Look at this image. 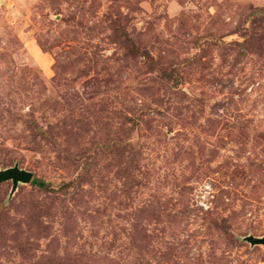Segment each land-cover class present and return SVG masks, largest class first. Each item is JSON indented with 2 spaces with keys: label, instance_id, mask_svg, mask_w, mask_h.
<instances>
[{
  "label": "rangeland",
  "instance_id": "rangeland-1",
  "mask_svg": "<svg viewBox=\"0 0 264 264\" xmlns=\"http://www.w3.org/2000/svg\"><path fill=\"white\" fill-rule=\"evenodd\" d=\"M2 1L0 264H264V0Z\"/></svg>",
  "mask_w": 264,
  "mask_h": 264
},
{
  "label": "water",
  "instance_id": "water-1",
  "mask_svg": "<svg viewBox=\"0 0 264 264\" xmlns=\"http://www.w3.org/2000/svg\"><path fill=\"white\" fill-rule=\"evenodd\" d=\"M2 2L3 1L0 0V3ZM32 177L33 172L19 167L18 163H14L12 166H8L5 168H0V182H11L9 197L12 196L13 193L17 190L18 185L29 183ZM242 240L248 242L251 246L257 244L264 245V235L254 236L249 234L242 237Z\"/></svg>",
  "mask_w": 264,
  "mask_h": 264
},
{
  "label": "trees",
  "instance_id": "trees-1",
  "mask_svg": "<svg viewBox=\"0 0 264 264\" xmlns=\"http://www.w3.org/2000/svg\"><path fill=\"white\" fill-rule=\"evenodd\" d=\"M33 181H34V179H33ZM34 182H36V181H34ZM38 184H39L40 186H43V187H46V188H50V185H48V184L45 183V182H38Z\"/></svg>",
  "mask_w": 264,
  "mask_h": 264
}]
</instances>
